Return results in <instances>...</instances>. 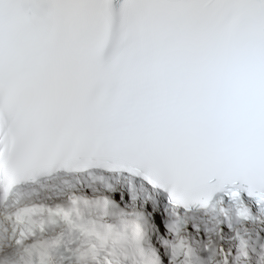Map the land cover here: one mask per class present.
<instances>
[{"label": "snow or ice", "instance_id": "snow-or-ice-1", "mask_svg": "<svg viewBox=\"0 0 264 264\" xmlns=\"http://www.w3.org/2000/svg\"><path fill=\"white\" fill-rule=\"evenodd\" d=\"M0 264H264V0H0Z\"/></svg>", "mask_w": 264, "mask_h": 264}]
</instances>
